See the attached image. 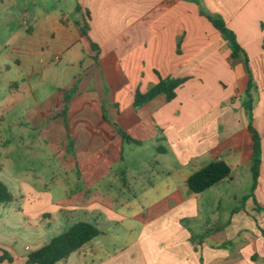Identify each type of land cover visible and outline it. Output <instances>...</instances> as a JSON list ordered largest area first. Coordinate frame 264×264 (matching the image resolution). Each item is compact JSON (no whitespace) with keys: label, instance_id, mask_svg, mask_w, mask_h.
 <instances>
[{"label":"crops","instance_id":"obj_1","mask_svg":"<svg viewBox=\"0 0 264 264\" xmlns=\"http://www.w3.org/2000/svg\"><path fill=\"white\" fill-rule=\"evenodd\" d=\"M201 12L221 16L244 53ZM10 73L18 138L39 133L61 190L16 178L20 195L3 205L39 231L25 253L11 247L21 264L81 221L101 234L57 264H264V0H0V77ZM166 78L188 80L173 100L135 107ZM251 124L262 139L252 197L205 200L253 177ZM215 161L231 176L192 192L188 179Z\"/></svg>","mask_w":264,"mask_h":264},{"label":"rangeland","instance_id":"obj_2","mask_svg":"<svg viewBox=\"0 0 264 264\" xmlns=\"http://www.w3.org/2000/svg\"><path fill=\"white\" fill-rule=\"evenodd\" d=\"M4 40H6V37L3 38ZM12 76L13 74L10 73V75L0 77V180L8 185L10 191L16 197L20 195L18 194L19 189L16 178L20 181L23 180L25 183L39 186L42 191L45 188H51L52 190L50 191L55 196L57 193L60 195V188H53L55 180L60 181V176L54 180L58 175L56 173V168L59 167L57 160L50 152L47 153L46 149L39 152L44 157H41L40 154L38 155V152L34 149L36 145L45 144L39 138V133L32 129L33 134L30 137L26 136L25 140L18 138V128L15 126V122L19 114L22 115L24 112L20 106L16 109L14 108L16 97L15 94L11 93L10 87L7 86ZM255 188H253V177L249 172L243 182L238 183L228 179L218 189L206 191L204 199L210 200L219 197L227 199L229 197L230 201H227L225 208H235L246 203L247 194L243 190H249L250 198ZM236 195L237 198L235 199ZM17 200L22 202L20 199ZM27 210L36 212L39 208L32 206L28 207ZM211 210L213 209H208V211ZM15 212L11 207H5V205L0 204V243H8H6L8 246H5L6 244L0 245V249H2L0 259L1 257L11 259V261L7 259L0 260V264H21L11 247L14 246L20 253L21 251L25 253V246L33 243L34 236L39 233L33 225H23V221L20 222L18 220ZM207 215H203L201 219L204 220ZM229 216V214H226V217L229 218ZM212 219L215 223L219 222L216 217H212Z\"/></svg>","mask_w":264,"mask_h":264},{"label":"trees","instance_id":"obj_3","mask_svg":"<svg viewBox=\"0 0 264 264\" xmlns=\"http://www.w3.org/2000/svg\"><path fill=\"white\" fill-rule=\"evenodd\" d=\"M202 13V12H201ZM213 26L219 30L223 37L229 41L233 51V56L240 55L243 50L237 42L235 32L232 31L224 21V19L209 12H203ZM88 28V26H87ZM86 32V28H85ZM244 53V52H243ZM188 78H166L161 79L158 84L149 89L147 92L137 91L135 95L134 105L136 108L144 106L158 95H166L168 101L173 100L177 95V89L181 87ZM252 86V80L250 86ZM252 111V107L248 108ZM252 123V122H251ZM250 129L253 133V157L251 161V169L253 174V188L256 187L260 176L262 164V139L260 133L254 129L252 124ZM125 137L130 138L127 134ZM232 174L231 167L223 161H215L199 171L195 172L188 179V186L192 192L202 193L211 187L217 185ZM13 201V194L8 185L0 180V204H9ZM101 234L100 229L91 222L81 221L74 224L68 231L55 236L49 243L40 249L31 252L28 255L27 264H57L67 259L71 254L93 241ZM9 258L1 257V260Z\"/></svg>","mask_w":264,"mask_h":264}]
</instances>
